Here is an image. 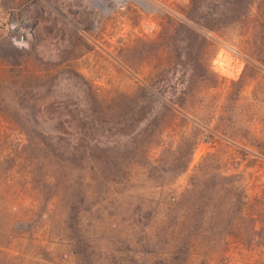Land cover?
Segmentation results:
<instances>
[{
	"label": "rangeland",
	"instance_id": "rangeland-1",
	"mask_svg": "<svg viewBox=\"0 0 264 264\" xmlns=\"http://www.w3.org/2000/svg\"><path fill=\"white\" fill-rule=\"evenodd\" d=\"M104 1L0 0V264H264V0Z\"/></svg>",
	"mask_w": 264,
	"mask_h": 264
},
{
	"label": "built area",
	"instance_id": "built-area-1",
	"mask_svg": "<svg viewBox=\"0 0 264 264\" xmlns=\"http://www.w3.org/2000/svg\"><path fill=\"white\" fill-rule=\"evenodd\" d=\"M18 27H19V25L17 24V23H13V25H12V29L13 30H18L19 31V29H18ZM15 39L17 40L16 42H18V43H22L24 40H25V32L23 31V32H19V34H16L15 35Z\"/></svg>",
	"mask_w": 264,
	"mask_h": 264
},
{
	"label": "trees",
	"instance_id": "trees-1",
	"mask_svg": "<svg viewBox=\"0 0 264 264\" xmlns=\"http://www.w3.org/2000/svg\"><path fill=\"white\" fill-rule=\"evenodd\" d=\"M241 1L242 0H233L232 2H233V4L235 3L237 9H240V8H242V2ZM218 17L219 18H214V19H216L217 21H221L222 22V16H218Z\"/></svg>",
	"mask_w": 264,
	"mask_h": 264
},
{
	"label": "bare ground",
	"instance_id": "bare-ground-1",
	"mask_svg": "<svg viewBox=\"0 0 264 264\" xmlns=\"http://www.w3.org/2000/svg\"><path fill=\"white\" fill-rule=\"evenodd\" d=\"M120 1V0H119ZM99 2H100V5H103L104 7L106 6L107 7V4H106V2L104 1V0H99Z\"/></svg>",
	"mask_w": 264,
	"mask_h": 264
}]
</instances>
